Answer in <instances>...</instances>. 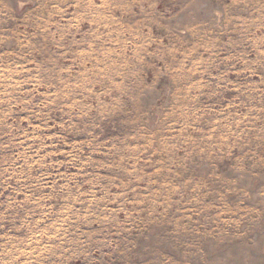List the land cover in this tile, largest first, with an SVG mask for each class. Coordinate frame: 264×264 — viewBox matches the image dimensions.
<instances>
[{
  "label": "rangeland",
  "instance_id": "rangeland-1",
  "mask_svg": "<svg viewBox=\"0 0 264 264\" xmlns=\"http://www.w3.org/2000/svg\"><path fill=\"white\" fill-rule=\"evenodd\" d=\"M0 264H264V0H0Z\"/></svg>",
  "mask_w": 264,
  "mask_h": 264
}]
</instances>
